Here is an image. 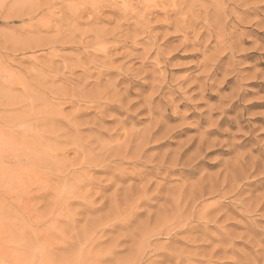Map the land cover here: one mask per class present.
<instances>
[{"label":"rangeland","instance_id":"obj_1","mask_svg":"<svg viewBox=\"0 0 264 264\" xmlns=\"http://www.w3.org/2000/svg\"><path fill=\"white\" fill-rule=\"evenodd\" d=\"M0 264H264V0H0Z\"/></svg>","mask_w":264,"mask_h":264}]
</instances>
